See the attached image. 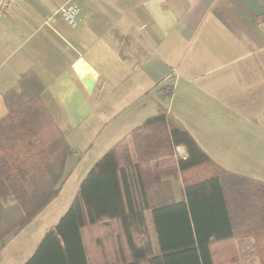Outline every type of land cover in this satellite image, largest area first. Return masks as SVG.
<instances>
[{
  "label": "crops",
  "instance_id": "crops-1",
  "mask_svg": "<svg viewBox=\"0 0 264 264\" xmlns=\"http://www.w3.org/2000/svg\"><path fill=\"white\" fill-rule=\"evenodd\" d=\"M67 1L17 0L10 14L0 17V119L9 111L5 92L34 73L45 86L43 101L74 150L60 188L72 159L89 155L84 179L124 137L133 147L131 132L156 115L159 105L191 132L219 130L224 122L238 129L240 122L247 124L255 132L257 155L264 144V0H74L80 10L76 27L57 12ZM116 31L131 36L135 56L138 45L148 52L139 65L121 56ZM186 155L180 145L173 156L154 161L176 201L184 199L178 158ZM249 177L264 181V175ZM63 215L32 238L25 236L34 219L15 230L0 243V262L25 264ZM145 216L157 254L152 211ZM119 242L116 219L86 228L88 264L120 262ZM236 248L242 264H257L264 242L254 234L237 239ZM43 253L42 264H64L55 257L59 250L47 247ZM77 254L72 264H84L80 250Z\"/></svg>",
  "mask_w": 264,
  "mask_h": 264
},
{
  "label": "trees",
  "instance_id": "trees-1",
  "mask_svg": "<svg viewBox=\"0 0 264 264\" xmlns=\"http://www.w3.org/2000/svg\"><path fill=\"white\" fill-rule=\"evenodd\" d=\"M119 52L139 65L147 51L130 48V35L115 32ZM45 86L32 72L5 92L0 119V243L60 192L67 158L74 153L42 98ZM171 87L167 95L171 96ZM107 151L82 180L57 225L46 232L25 264H42L47 247L57 260L88 264L86 228L106 219L120 224V262L112 264H240L236 240L264 229V181L226 170L200 146L177 116L159 105L156 115ZM184 199L161 180L154 161L178 146ZM152 211L160 252L155 253L145 212ZM127 252V258L123 252ZM76 252V253H75ZM51 257V256H49ZM55 259V258H54Z\"/></svg>",
  "mask_w": 264,
  "mask_h": 264
},
{
  "label": "rangeland",
  "instance_id": "rangeland-1",
  "mask_svg": "<svg viewBox=\"0 0 264 264\" xmlns=\"http://www.w3.org/2000/svg\"><path fill=\"white\" fill-rule=\"evenodd\" d=\"M234 126L233 124L224 122L219 130L194 127L193 132L189 131L214 161L226 170L245 176L264 175V144H261V148H258L256 155L255 149L257 147L253 146L255 145V142H253L255 132L249 130L245 123L240 122L239 129ZM96 152H98V148ZM88 157L89 155L87 154L83 156L81 161L78 158L69 161L68 173H66V178L61 184L58 196L34 219L33 224L29 227L27 235L25 236L26 238L39 235L46 227V224L67 211L78 192L79 185L83 179L82 177L86 174H84V171L87 166ZM180 178L182 180L181 173ZM254 234L256 236L258 235L259 240L264 242V229ZM246 249L242 245L243 254ZM259 249H261V245ZM259 252V258L255 259V262L257 264H264V249L259 250ZM6 263L5 260L0 262V264ZM240 264H242L241 260Z\"/></svg>",
  "mask_w": 264,
  "mask_h": 264
},
{
  "label": "built area",
  "instance_id": "built-area-1",
  "mask_svg": "<svg viewBox=\"0 0 264 264\" xmlns=\"http://www.w3.org/2000/svg\"><path fill=\"white\" fill-rule=\"evenodd\" d=\"M17 0H0V17L10 14L12 7ZM57 12L63 17L65 22L71 27H76L79 23L80 10L74 0H68L59 7Z\"/></svg>",
  "mask_w": 264,
  "mask_h": 264
},
{
  "label": "water",
  "instance_id": "water-1",
  "mask_svg": "<svg viewBox=\"0 0 264 264\" xmlns=\"http://www.w3.org/2000/svg\"><path fill=\"white\" fill-rule=\"evenodd\" d=\"M85 82H86L88 85H91V84H92V82H91L90 80L86 79V78H85Z\"/></svg>",
  "mask_w": 264,
  "mask_h": 264
}]
</instances>
